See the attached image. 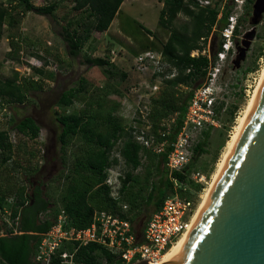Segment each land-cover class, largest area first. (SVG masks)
<instances>
[{
    "label": "trees",
    "instance_id": "obj_1",
    "mask_svg": "<svg viewBox=\"0 0 264 264\" xmlns=\"http://www.w3.org/2000/svg\"><path fill=\"white\" fill-rule=\"evenodd\" d=\"M223 1L217 0L214 5L212 3L202 7L197 0H164L160 25L170 31V36L161 52L163 61L170 67L168 72L175 70L177 75L173 79L165 80L159 95L152 100L151 119L154 131H157L164 119L176 113L178 116L175 133L181 128L194 91L205 82L211 63L209 56H192V53L206 50L209 42L213 47L216 29L222 32L228 25L232 9L228 4L223 10L221 8ZM251 1L247 0L248 3ZM7 2L10 4L9 8L0 2V42L5 25L14 27L19 23L21 14L33 12L41 16H54L57 11L56 4L36 7L32 0ZM74 2V10L86 13V18H93L94 22L93 25L87 26L84 35H80L77 28L65 30L63 38L68 45L69 54L78 57L85 42L90 38L91 29L98 33L107 32L124 0H74ZM180 15L185 16L187 22L176 27L175 22ZM145 30L152 36L150 30ZM238 33L239 27L236 28L235 37ZM223 42L222 38L218 51L222 49ZM85 62L94 67L110 65L109 59L100 57L86 56ZM38 72L43 73L41 70ZM123 77L127 78V74ZM86 85L87 81L83 79L79 87L64 92L59 106L65 109L73 106ZM177 87H185L189 91L179 92ZM26 91L27 88L15 79L5 81L0 79V97L6 99L9 104H24ZM92 105L89 103L88 107L79 113L57 117V122L61 126V133L58 136L61 152L66 151L69 140L75 136H80L86 146L71 165L68 164L67 156L61 158L65 171L59 176V185L52 194L42 189L44 186L42 183L37 187L30 184V188H33L30 189L26 184L27 180L22 181L15 193L0 188V264H40L35 261V256L43 234L51 229L62 212L68 217L70 225L77 229L88 228L98 211L120 212L118 202L112 199L110 189L105 185L107 170L119 164V159L114 157V151L120 141L123 142L121 156L129 168L122 179L123 200L129 205L128 212L123 216L131 221L139 237L143 235L152 215L159 211L166 198L174 193L166 165L171 148L166 147L161 155L142 148L133 142L126 131L127 126L113 118L112 113L107 119L91 114ZM13 129L31 141H36L41 133V127L33 117L23 118ZM205 137V140L194 148V154L206 153L205 147L210 139V132L206 133ZM174 139V135L170 137L171 142ZM16 149L10 140L9 131L0 130V169L13 160ZM144 157L150 160L154 170L151 167L147 169L146 176L141 179L134 173L143 166ZM191 167L189 165L186 172L174 173V178L186 182ZM23 169L28 177L40 170L31 166ZM154 175L160 177L158 182L153 180ZM12 196H15V201L9 203L8 199ZM51 199H54V203ZM7 212L12 221L11 228L9 222L1 217V214ZM77 247L78 250L74 253L75 264H123L119 258L96 244L88 246L78 244ZM65 249L73 251L71 246H67L61 252ZM53 264L63 263L60 258H56Z\"/></svg>",
    "mask_w": 264,
    "mask_h": 264
},
{
    "label": "rangeland",
    "instance_id": "obj_2",
    "mask_svg": "<svg viewBox=\"0 0 264 264\" xmlns=\"http://www.w3.org/2000/svg\"><path fill=\"white\" fill-rule=\"evenodd\" d=\"M216 1L213 0V5ZM0 2L10 7L7 0ZM160 2L161 0H126L116 16L115 26L113 24L105 33H98L92 28L90 38L78 57L69 54L68 45L63 38L65 30L77 28L79 34L84 35L87 26L94 22L93 18H86V13L74 10V0H32L36 7L56 4L57 11L54 16H41L33 12L21 14L19 23L14 27L5 25L0 42V79H15L27 91L24 104H9L0 97V130L10 131L17 148L13 160L0 169L2 190H12L15 193L25 180L29 186L41 181L44 191L51 194L57 188L58 178L65 171L61 158L67 156L68 164L71 165L86 146L80 136H75L69 140L66 151L62 153L57 140L61 133L57 117L79 113L92 103L91 114L107 119L112 113V117L124 125L132 124V119L136 116L137 88L145 81L134 68L135 59L146 52L155 55L161 53L170 36V31L159 23ZM228 4L238 20L239 33L232 41V52L221 75L224 87L221 99L225 100L227 107L225 111L219 112L220 126L210 133L206 153L193 154L189 164L192 166L191 173L206 176L205 184L188 182L187 193H180L184 198L195 200L197 209L212 183L226 144L248 106L264 69V13L259 22L255 23L256 0L250 3L224 0L221 8L224 10ZM119 22L121 28L117 30L122 31L116 33L114 31ZM186 22V17L180 15L175 26L179 27ZM144 28L150 30L152 36ZM222 38V32L216 29L215 43L211 47L209 42L206 49L212 58L215 57L213 53L218 51ZM247 42L249 48L245 59H242L240 50L245 48ZM86 56L109 59L110 65L94 67L85 62ZM38 70L43 73L40 74ZM124 74H127V78L123 77ZM83 79H86L87 85L73 106L68 109L59 106L62 94L79 87ZM176 89L183 93L189 91L184 87ZM143 91L144 89L141 90ZM25 117H33L41 127L36 141L29 140L13 129ZM45 160V178L43 175L37 178L39 173L27 176L24 167L41 169ZM150 167L154 170L150 160L146 159L134 174L143 179ZM122 168L125 172L129 170L124 165ZM153 180L158 182L160 177L154 175ZM51 202L54 203V199ZM1 217L9 222L11 228L9 213L1 214Z\"/></svg>",
    "mask_w": 264,
    "mask_h": 264
},
{
    "label": "built area",
    "instance_id": "obj_3",
    "mask_svg": "<svg viewBox=\"0 0 264 264\" xmlns=\"http://www.w3.org/2000/svg\"><path fill=\"white\" fill-rule=\"evenodd\" d=\"M197 1L202 7L212 4L211 0ZM237 25L238 20L232 13L228 25L222 30L224 39L222 49L215 53L214 58L207 50L192 53V56H209L211 63L205 82L194 91L182 126L177 133L175 131L178 113L164 119L157 131H154L151 119L152 100L159 95L163 82L177 75L176 71L168 72L170 67L163 61L162 52L156 55L146 52L135 59L134 68L145 81L137 88L136 116L133 117L131 125H126V131L133 142L157 155L163 154L166 147L171 148L166 165L174 192L166 198L161 209L152 215L143 235L139 237L131 221L123 216L128 212L129 205L124 202L122 195V179L125 177L122 166L126 167V164L121 156L123 142L120 141L114 151V157L119 159V164L107 170L105 181L112 199L118 202L120 212L98 211L92 224L85 229L72 227L68 217L62 212L51 229L43 234L35 256L37 263L53 264L54 259L60 258L63 264H75L74 253L78 250V244L81 246L96 244L119 258L123 264H134L142 260L152 264L158 262L190 229L198 205L195 200L184 198L180 193H187L188 182L203 185L207 178L201 173L194 172L188 175L186 182H180L173 175L186 170L192 160L194 148L205 140L206 133H211L220 126L219 112L225 111L227 107L225 100L221 99L224 91L221 75L232 52V41ZM173 135L175 139L171 142L170 137ZM9 136L11 142L15 144L10 131ZM145 159L146 157L143 161ZM14 201L15 196L8 199L9 203ZM67 246H71L73 251L65 249L61 252Z\"/></svg>",
    "mask_w": 264,
    "mask_h": 264
},
{
    "label": "water",
    "instance_id": "obj_4",
    "mask_svg": "<svg viewBox=\"0 0 264 264\" xmlns=\"http://www.w3.org/2000/svg\"><path fill=\"white\" fill-rule=\"evenodd\" d=\"M263 13L264 0H256L255 23ZM248 48L249 42L240 58L245 59ZM172 264H264V86L200 218Z\"/></svg>",
    "mask_w": 264,
    "mask_h": 264
},
{
    "label": "bare ground",
    "instance_id": "obj_5",
    "mask_svg": "<svg viewBox=\"0 0 264 264\" xmlns=\"http://www.w3.org/2000/svg\"><path fill=\"white\" fill-rule=\"evenodd\" d=\"M264 86V69L262 71V75L260 81L248 103V106L244 110L242 116L239 119L238 125L235 128V131L231 138L228 140L225 150L222 154L221 160L217 165V169L213 175L212 183L210 184L209 188L206 190L205 194L203 195L202 202L199 205L198 209L195 212V215L192 220V225L190 229L180 238V240L158 261L152 264H172L174 263L177 258L179 257L180 253L182 252L183 248L185 247L198 219L200 218L214 188L216 187L231 155L233 154L237 143L243 133V130L248 122V119L253 111V108L258 100V97L263 89Z\"/></svg>",
    "mask_w": 264,
    "mask_h": 264
},
{
    "label": "crops",
    "instance_id": "obj_6",
    "mask_svg": "<svg viewBox=\"0 0 264 264\" xmlns=\"http://www.w3.org/2000/svg\"><path fill=\"white\" fill-rule=\"evenodd\" d=\"M125 1H126V0H124V2H125ZM211 1H212V0H211ZM124 2H123V3H124ZM123 3H122V5H123ZM160 4H161V8L159 9V12H160V14H161V11H162L163 8H164V0H161ZM122 5H121V6H122ZM120 8H121V7H120ZM119 10H120V9H119ZM118 13H119V11L117 12L116 16L118 15ZM160 14H159V15H160ZM115 19H116V17H115ZM115 19H114V21L112 22L111 26H112L113 24H114V26H115V23H116ZM159 23H160V19H159ZM111 26H110V28H111ZM114 26H113V27H114ZM160 26H161V25H160ZM161 27H162V26H161ZM110 28H109V29H110ZM118 28H121V23H120V22L118 23L117 28H116V30H115L114 32H116V33H121L122 30L119 31V30H117ZM26 183H27V182H26ZM27 184H28V183H27ZM28 185H29V184H28ZM29 188H30V186H29Z\"/></svg>",
    "mask_w": 264,
    "mask_h": 264
},
{
    "label": "flooded vegetation",
    "instance_id": "obj_7",
    "mask_svg": "<svg viewBox=\"0 0 264 264\" xmlns=\"http://www.w3.org/2000/svg\"><path fill=\"white\" fill-rule=\"evenodd\" d=\"M242 50V49H241ZM240 50V51H241ZM58 140V139H57ZM59 141V140H58ZM51 153H53V152H51ZM62 163V162H61ZM46 165H47V161L45 160V165H43L42 167H41V169L39 170V174L37 175V178H39L41 175H43L44 174V170H45V167H46ZM43 178H45V176L43 175ZM40 183H41V181H40ZM40 183H37V182H35L34 183V187H37L38 186V184H40ZM31 189V188H30ZM42 189L44 190V188L42 187Z\"/></svg>",
    "mask_w": 264,
    "mask_h": 264
}]
</instances>
